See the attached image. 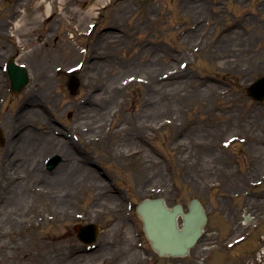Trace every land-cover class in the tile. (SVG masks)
Returning a JSON list of instances; mask_svg holds the SVG:
<instances>
[{
    "label": "rangeland",
    "instance_id": "1",
    "mask_svg": "<svg viewBox=\"0 0 264 264\" xmlns=\"http://www.w3.org/2000/svg\"><path fill=\"white\" fill-rule=\"evenodd\" d=\"M54 1L49 17L43 0H0V66L24 63L28 100L35 93L43 107L22 103L17 131L30 122L33 139L22 133L16 150L0 152V264H264V103L248 94L264 77V0ZM92 7L90 21L72 14ZM77 63L74 98L58 69ZM10 107L1 125H14ZM60 154L49 173L46 160ZM12 155L38 161H24L17 200L5 175ZM159 197L203 203L208 222L189 257H159L147 241L136 206ZM18 219L23 241H58L9 249L22 241ZM88 224L101 229L92 249L75 230Z\"/></svg>",
    "mask_w": 264,
    "mask_h": 264
},
{
    "label": "water",
    "instance_id": "2",
    "mask_svg": "<svg viewBox=\"0 0 264 264\" xmlns=\"http://www.w3.org/2000/svg\"><path fill=\"white\" fill-rule=\"evenodd\" d=\"M11 75L16 84L19 82L21 73L27 81L26 71L19 69L12 63ZM78 83L75 84V87ZM249 94L260 102H264V78L254 83ZM55 157L49 166L53 170L59 162ZM137 214L142 220L143 229L152 249L160 257H187L190 250L197 245L202 237L203 230L207 224L208 217L204 206L198 199H193L186 212L182 205L169 208L166 201L159 199L143 200L137 207ZM180 220L182 226H180ZM79 239L85 244H92L96 241L99 229L95 225L77 228Z\"/></svg>",
    "mask_w": 264,
    "mask_h": 264
},
{
    "label": "bare ground",
    "instance_id": "3",
    "mask_svg": "<svg viewBox=\"0 0 264 264\" xmlns=\"http://www.w3.org/2000/svg\"><path fill=\"white\" fill-rule=\"evenodd\" d=\"M49 0H43V2L44 3H47V5H46V8H45V12H44V14H46L47 16H49V17H51V16H53L54 15V6H55V1L54 2H52V3H49L48 2ZM65 0H60L59 2L61 3V4H63V2H64ZM110 0H97V4H105L106 2H109ZM42 5H44L43 3L42 4H40V5H38V7H36V11H35V13L36 14H38L39 12V10L42 8ZM95 7V6H94ZM94 7H92V8H88L86 11H87V13L85 14V12L86 11H77V10H73V12L74 13H72L73 15H79V16H81L82 17V21L83 20H85V19H88L89 21H90V19L92 20V18H93V16L92 15H89V17L88 18H86V15L88 14V13H91L92 12V10H94ZM19 13L17 12H15V16L16 15H18ZM84 15H85V18H84ZM38 17H40V16H38ZM92 17V18H91ZM91 24V23H90ZM13 28H14V30L15 31H18V32H20V31H23L24 29H25V26L23 25V24H21V23H17L16 25H14L13 26ZM18 46H21L23 43H21V41H19L18 43ZM17 63H20L19 61H17ZM182 75V72L181 71H175V72H172V73H170V74H168V75H163V79H164V81H169V80H173V79H175V78H177L178 76H181ZM35 94V93H34ZM34 94H31V96H30V100H29V102H30V104H29V109H30V111L31 112H36V111H43V107L40 105V104H38L37 105V100H34ZM36 95V94H35ZM92 109H94V108H92ZM99 108H95L93 111H91V112H89V113H87L88 115H90V116H94V119H96L98 116H100V112H99V110H98ZM30 131V132H29ZM33 132L31 131V129L30 128H28L27 129V132H25L24 133V136H26L27 135V137H26V139H28V137L29 138H31V139H33V134H32ZM52 135V133H50L49 134V136H51ZM18 137H20V135L18 136ZM29 140V139H28ZM36 141V140H35ZM53 145H54V147H59L60 146V142L58 141V140H54L53 139ZM63 145V144H62ZM62 147H64V148H69V146H68V144H64ZM35 156V157H34ZM32 158H28V157H25V160L28 162V161H32L33 162V165H35V163H37L38 161H37V157H36V155H34ZM24 160V161H25ZM23 160H17V159H15L14 160V164L13 165H9L10 166V169H8V168H5L6 169V172H9L10 171V176L7 178V180H10V181H14V184L12 185V186H10V187H13L14 189L13 190H11L10 191V193H9V197H11V196H14V198H15V200H17V198L20 196L18 193H19V190L22 188V186L20 185L21 184V181H23V178L21 177V174H20V171H22V170H24L25 169V165H24V161H23V163L20 165V163L22 162ZM59 183H61V182H59ZM59 183L57 182V181H55V182H53V186H56V187H53V189H60L61 188V184L59 185ZM50 185H52V184H50ZM9 187V188H10ZM93 187L95 188V190L97 191V192H99L100 194H101V192L100 191H102V194H104L105 193V190H104V188L102 187V186H99L98 184H96V185H93ZM48 188H51L52 189V186L50 187H47V188H45V189H48ZM10 189H12V188H10ZM19 195V196H18ZM43 196L45 197L46 196V194H43ZM51 199H55V200H62L63 199V196L62 195H56V194H50V195H48ZM94 207H98V206H94ZM55 213H57V214H62V211H57V212H55ZM12 214H14L13 212H12ZM11 215V214H10ZM19 218H21L20 216H18ZM4 218L6 219V216H4ZM17 222V228H16V230H18L17 231V233H19L18 235H19V237H16L17 238V241L18 240H22V238H21V236L23 235L22 234V232H24V230H21V229H23V226H24V222H22V221H20L19 219L16 221ZM28 240V241H27ZM58 241V238L56 237V238H54L53 240H51L50 238H48V239H40L39 241H34V243H31V240L30 239H26V240H22L21 241V243H18L17 245H8V248L9 249H15L16 248V250H19V249H21L22 247H24V248H26V247H30L32 244H36L37 245V247H42V248H44L45 247V245H47V242H52V244L54 245L56 242ZM2 247L4 248V246L2 245ZM9 252H12L11 250H9ZM6 256H8V255H6ZM1 260V259H0Z\"/></svg>",
    "mask_w": 264,
    "mask_h": 264
},
{
    "label": "flooded vegetation",
    "instance_id": "4",
    "mask_svg": "<svg viewBox=\"0 0 264 264\" xmlns=\"http://www.w3.org/2000/svg\"><path fill=\"white\" fill-rule=\"evenodd\" d=\"M223 2L233 7V3L234 2L236 3V0H224ZM27 91H28V88H24L21 90V92L18 95H15L12 90V83L10 81V76L8 72H6V76L4 78L0 79V108H3L7 104L12 105V107H10V109H12V114H13V117H11V120L13 121V124H14L10 127L7 126L9 121H3V125L0 124V152L5 151V150L10 151L12 149H15V150L17 149V138L19 136L18 134H16L18 130L17 129L18 128L17 119H18V116L20 115V113H17V110L22 106V103H23L22 108H25L23 110L29 109V106L27 105V103L29 104L30 98L28 100ZM62 103H63V96L60 97V105ZM0 113H1V110H0ZM22 119L24 120V118ZM36 123L39 124L40 120H38V122ZM53 123L55 125L56 124L60 125L58 121H54ZM24 125H25L24 129L19 134L27 132L28 128L30 129L33 128V124L30 122ZM11 157H13V159L10 158L9 156V164L6 167L8 169H10L9 165H13L14 160L16 159L14 155H12ZM5 175L8 178L11 175L10 171L6 172V169H5Z\"/></svg>",
    "mask_w": 264,
    "mask_h": 264
}]
</instances>
